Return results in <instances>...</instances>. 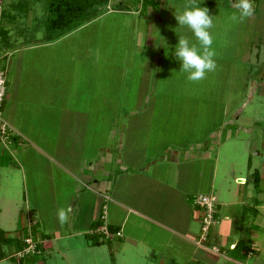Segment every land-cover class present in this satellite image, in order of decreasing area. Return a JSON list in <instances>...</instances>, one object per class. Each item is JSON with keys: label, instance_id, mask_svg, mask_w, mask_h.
Returning <instances> with one entry per match:
<instances>
[{"label": "rangeland", "instance_id": "1", "mask_svg": "<svg viewBox=\"0 0 264 264\" xmlns=\"http://www.w3.org/2000/svg\"><path fill=\"white\" fill-rule=\"evenodd\" d=\"M49 1H0V23L4 30L0 33V45L7 52L5 59L0 60L6 79L1 116L10 123L15 137L18 135L17 144L28 149L25 156L31 164H49L46 157L54 159L60 155L52 154L55 148L69 144L78 146L84 139L83 146H87L98 131L100 142L104 139L107 146L111 145L120 153L122 160L133 162L136 158L138 165H145L153 158L159 159L167 151L179 150L182 157V151L189 150L191 145L196 148L195 153L198 148L204 150L205 146L209 152L217 137H245L250 157L254 158L253 153L264 156V0H260L259 5L253 0L254 14L241 23L229 19V14L235 11L234 0H197L201 7L208 9L209 15L214 16L215 27L210 31L216 52L215 71L208 72L206 78L198 82L187 80L186 74L180 71L181 62L174 55L181 35H186L191 43H197L191 31L181 28L175 19L174 14L186 0H157V6L145 9L140 8V0H109L94 18L50 39L52 41L46 39L48 32L42 23ZM260 74L262 78H258ZM61 87L66 88L68 97L71 91L73 97L79 98L74 105L78 109L74 115L84 128L80 132H86L89 137L56 136V131L65 130L66 126L46 115L44 110L49 108L51 98L64 96L63 90L57 91ZM51 106L57 116L61 105ZM104 131L105 136L102 135ZM216 131L218 136L214 135ZM197 140L202 146H197ZM0 146L10 147L9 143L1 141ZM43 151L48 154L43 155ZM14 159L12 155L11 163ZM210 159L203 161L204 176L211 165ZM261 159L255 167L259 175L264 174V157ZM169 168L176 169L172 165ZM54 171H51L52 175L55 173L59 185L55 187L41 180L37 188L46 190L41 200L22 198L18 194L19 206L13 218L16 226L20 219L29 225L27 219L30 217L36 222L38 231L46 233L44 231H49L52 225L49 222L51 213L56 215L51 220L56 221V227L60 229L56 234L67 231L68 224L58 222V207L67 210L70 200H67L66 192H73L76 185L84 188L85 182L81 179L69 182L59 169ZM117 173L116 170L115 175ZM230 173L228 179L232 182ZM48 178L51 179L50 174ZM173 178L185 187L193 184L187 179ZM128 182L126 178L117 177L114 185L121 187ZM247 182L251 183L250 175ZM205 183L194 196L206 194L215 198L219 219L209 228L213 227L217 234L219 222L227 226L223 233H218L215 243L223 252L211 253L217 257L214 263L209 261V251L203 247L173 236L167 246L158 244L164 239L159 241V238L152 237L150 243L154 253L144 261L140 255L130 252V247L116 250L119 244L116 238H106L99 248L90 250L83 245L77 257L68 253L66 259L55 253L65 252L66 239L60 246L52 242L51 248L44 249L39 256L45 257V264H163L159 263L160 253L169 258L164 264H264V209L259 208L254 217L251 208L238 204L224 206L222 191L225 193L228 187H232L218 182L209 191ZM260 184L264 192V179ZM13 188L18 187L13 185L12 193ZM61 188H64L63 195L57 201L49 202L51 195L48 191ZM115 192L120 194L118 188ZM122 194L123 197L103 202V207L107 208L103 214L107 218L113 210L121 212L130 206L129 196ZM257 198L261 196L257 195ZM113 201L119 204L118 207ZM32 204L39 208L41 217H38L37 210L34 212ZM2 205L8 206L5 202ZM196 213L198 217L199 211ZM224 215L228 216V221L223 220ZM10 219L8 216L6 222L11 223ZM199 222L198 218L197 233ZM255 224L259 227H254ZM123 225L129 228L130 219ZM36 237L35 242H39ZM235 238L244 246L245 256L233 258L227 250V244ZM70 242L74 246L77 244V241ZM79 242L84 244L83 239Z\"/></svg>", "mask_w": 264, "mask_h": 264}, {"label": "crops", "instance_id": "2", "mask_svg": "<svg viewBox=\"0 0 264 264\" xmlns=\"http://www.w3.org/2000/svg\"><path fill=\"white\" fill-rule=\"evenodd\" d=\"M257 4H260V0H257ZM60 90L64 91V96L51 98L48 101L49 108L47 110L45 108L44 113L59 123L60 121L61 123L64 122L62 126L70 128L71 131L65 128L62 131H56V136L65 135L74 137L77 135V137H89L86 132L83 131L84 134L82 131L80 132L84 128L78 123V116L74 115L77 112L76 110H78L77 108L75 109L74 105H77L79 98L73 97L74 93L72 94L71 91H69L70 97H68L65 91L66 88L61 87L57 91L60 92ZM56 103L61 105V107L59 108L60 113L54 116L55 114L52 112L51 105ZM5 122L11 126L8 121L5 120ZM98 132L94 133L92 142L88 141L87 143L89 144L87 146H83L85 145L84 139L78 146L69 144L67 147L52 149V154L59 153L60 155L57 157L53 155L54 159L46 157L49 164L42 166L30 163L29 158L25 156L28 153V149H24L26 147H21V144H17L16 142L18 135L16 137L13 136L8 142L9 148L0 146V231L3 233L4 238L7 239L0 245V252L4 256L0 259V264H20L11 255L17 251L23 238L29 237L36 240L34 238L35 235L37 236L36 238L40 239L41 254H43L44 249L51 248L52 242L56 244L55 246H60L66 239L67 243L64 244L65 252H55L56 254H60L62 259H66V256H69V254L72 257H77L79 254L77 252H79L83 245V247H88L89 250L99 248L103 242H100L99 236L95 235L96 233L91 229L90 224L101 214L102 207L104 206L103 202L106 199L111 201L114 197H123L122 193H125L130 198L128 209L124 210L123 208V212L113 210L108 214V218L103 214L102 222L106 226L111 225L115 229V232L109 238H116L119 241L116 250L119 251L123 247H130V252L140 255L143 261L151 258V255L154 253L152 243H150L153 240L152 237L159 238V241L164 239L163 242L158 243L160 246L169 245L170 236L182 238L187 243L195 245L194 240L198 236V217L196 213L197 209L192 204V198L194 193L201 189L204 182L208 184L207 190L209 191L218 182L221 184L227 183V185L232 187L231 189L228 187L225 193L222 191V196L225 197V200L222 201V204H225L224 206L238 204L242 207L251 208L253 209L254 217L259 208L264 209V192H262L260 184L264 179V174L261 173L259 175L255 168L257 162H259L258 159H263L264 156H261L260 153H253L254 158H251V154L246 148L247 144L245 141L247 139L245 137L243 139L232 137L219 139L217 137L213 141L211 152H208L206 150L208 147L205 146L204 150L198 148V153H195L196 148H193L191 145L189 150L182 151V157L179 150L174 152L167 151L159 159L153 158L151 159L152 161H148L145 165H138L136 158L133 162L122 160L119 155L120 153L115 152L111 145L107 146L104 139L100 142L97 139L99 136ZM102 135L105 136V131L102 132ZM214 135L218 136L219 134L216 131ZM246 137L249 138V135ZM196 144L197 146H202L198 140ZM262 150L264 153V149ZM42 154L46 156L48 153L43 151ZM12 155L16 158L14 159V163H11L10 160ZM208 158H211V165L207 175L204 176L203 161ZM55 160L56 162H54ZM171 165L174 169L176 168L174 171L170 170L169 166L171 167ZM177 166L181 168L178 170ZM48 168H51L53 172L59 169L64 178L68 179L69 182L80 179L85 182L84 188L81 189L76 185L73 192H66L68 196H65L67 200H70V203L67 210L65 208L63 210L67 213L66 224L68 226L66 228L67 231L61 234H56L60 229L56 227V221L51 220L52 217H56V215L53 216L51 213H49V222L52 225L48 228L49 231H44L46 233L38 231L36 222H32L30 217L27 219L30 221L29 225L20 219V222L18 221L16 226V222L13 220L19 206V204L17 206V200H20L18 199V194L22 198L33 197L36 200H41L46 191L45 189L37 188V186H40L39 182L41 180L49 182L55 187L59 185L55 173L52 175V172ZM116 170L118 173L115 175ZM230 171L233 177L232 182L228 179ZM253 172H256L258 175L256 180L257 186L253 182ZM171 173H173V176H171ZM49 174L51 175V179L48 178ZM248 175L251 176L250 184L247 182ZM117 177L126 178V181L128 179L129 182L125 183L124 186L118 187V185H114ZM173 177L190 180L193 184L186 187L182 184L179 185ZM226 180L229 182H226ZM232 183H234V186ZM7 184L10 186H6ZM13 185H17L18 188H13L12 193L11 187ZM117 188L120 194L115 192ZM63 190L64 188L54 189L53 191L50 189V192L47 190L48 195H51L49 202L57 201L63 195ZM257 195L261 196V198L258 199ZM2 202H5L8 206H3ZM113 202L118 207L119 204L116 201ZM9 207L10 209H8ZM52 207L54 208L55 205L52 204ZM33 208L34 212L39 209L36 206ZM104 210L107 211V208H104ZM37 215L41 217L40 211L37 212ZM8 216L12 219L11 223L6 222ZM215 217L217 221L219 219L218 214L215 213ZM128 219H130V225L129 228H126L123 224ZM228 219V216L224 215L223 220L228 221ZM251 224H253V221ZM122 225L123 228H121ZM7 226L11 230L14 227L16 228L13 231L9 230V228L5 230ZM254 227H259V225L255 224ZM225 229H227L226 223L220 222L217 234L214 232L213 227L209 228L208 242L216 245L218 233H223ZM27 231L30 232L29 235L25 234ZM31 234H34V236ZM89 236L95 239L98 244H91ZM81 239H83L84 244H80L79 241ZM70 241H77L76 246ZM237 242H240V240L235 238V240L227 244V248L231 249ZM211 253L209 251V256H211L209 261L214 263L217 257ZM41 254L39 253L38 256L32 258L33 260L30 261L35 264H45V257L41 258L39 256ZM158 258L160 259L159 263L163 262V264L169 260L162 253L159 254Z\"/></svg>", "mask_w": 264, "mask_h": 264}, {"label": "clouds", "instance_id": "3", "mask_svg": "<svg viewBox=\"0 0 264 264\" xmlns=\"http://www.w3.org/2000/svg\"><path fill=\"white\" fill-rule=\"evenodd\" d=\"M235 11L229 14L234 23H241L254 14L253 0H234ZM175 19L181 28L191 31L197 43H191L186 35H181L175 45L174 55L181 62L180 71L186 74L189 82H198L206 78L208 72L216 69V52L212 47L211 29L215 27L214 16L209 15L206 7H201L197 0H186L185 5L176 11ZM58 222H67V213L57 211Z\"/></svg>", "mask_w": 264, "mask_h": 264}, {"label": "trees", "instance_id": "4", "mask_svg": "<svg viewBox=\"0 0 264 264\" xmlns=\"http://www.w3.org/2000/svg\"><path fill=\"white\" fill-rule=\"evenodd\" d=\"M108 1L109 0H50L45 6V15L42 22L44 30L48 32V36L46 37V39H54L83 25L85 22L94 18L97 13L100 12L101 8L107 5ZM139 6L141 9H145L148 6H157V0H140ZM3 31L4 30L2 29V27H0V33H3ZM257 176V173L253 172V182L255 186H257ZM101 215L102 214H100L99 217L90 224L92 230L101 225ZM106 227L110 233L115 232V229L111 225H107ZM94 233H96L95 235L99 236L100 242H103V240H105V238H103L100 233ZM91 236H89V240H91L90 243L93 245L98 244V242H96L95 239H93ZM6 240L7 239L4 238L3 233L0 231V245ZM32 240L35 242L34 239ZM24 246L25 244L22 239L20 246L17 248V251L22 249ZM34 249V254H26L16 259V257L14 256V252L11 257L13 259H16V261L20 264L27 263L30 260H33L32 258L38 256V254L40 253L41 247L39 242H35ZM243 249L244 246L240 242H237L231 249L227 248L233 258L245 256V252H243ZM3 257V254L0 252V259H2Z\"/></svg>", "mask_w": 264, "mask_h": 264}, {"label": "built area", "instance_id": "5", "mask_svg": "<svg viewBox=\"0 0 264 264\" xmlns=\"http://www.w3.org/2000/svg\"><path fill=\"white\" fill-rule=\"evenodd\" d=\"M1 15H2V8L0 6V22H1ZM0 27H1V23H0ZM6 56H7V52L0 45V60L5 59ZM5 91H6L5 71L0 65V141L2 143H8L11 140V138L15 136L14 130L5 122V120L1 116V108L5 96ZM192 204L199 211L198 218L200 221L199 233L197 238L194 240L195 245L198 247H203L215 254L222 253V251L219 249L218 246L209 244L207 238L209 227L216 222V217H215L216 203L214 196L206 195V194H197L193 196ZM103 210L104 207H102V213H101L102 215L100 217L102 221H103ZM94 232L100 233L105 239L109 238L112 235V233H110L107 230V227L103 222L101 223V225H99L97 228L94 229ZM23 242L25 246L14 253L16 259L26 254L35 253V249H34L35 242L31 238L25 237L23 238Z\"/></svg>", "mask_w": 264, "mask_h": 264}, {"label": "water", "instance_id": "6", "mask_svg": "<svg viewBox=\"0 0 264 264\" xmlns=\"http://www.w3.org/2000/svg\"><path fill=\"white\" fill-rule=\"evenodd\" d=\"M258 78H262V75L260 74Z\"/></svg>", "mask_w": 264, "mask_h": 264}]
</instances>
